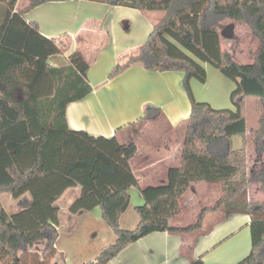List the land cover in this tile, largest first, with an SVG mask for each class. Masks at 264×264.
<instances>
[{
    "label": "trees",
    "instance_id": "trees-1",
    "mask_svg": "<svg viewBox=\"0 0 264 264\" xmlns=\"http://www.w3.org/2000/svg\"><path fill=\"white\" fill-rule=\"evenodd\" d=\"M2 1L9 8L0 24V195L10 193L20 210L10 214L0 200V264H51L61 225L56 201L70 187H81L70 212L99 206L117 236L85 264H108L128 244L176 230L171 219L181 212V197L193 182L205 180L221 181L224 188V197L205 211L223 206L228 217L251 218V251L235 264H264V201L248 199L252 182L264 191V163L248 173L245 140L247 97L259 96L264 107V0H97L166 11L126 66L141 61L153 71L183 72L192 106L181 165L169 168L166 184L141 188L144 204L136 207L140 219L134 229L122 228L120 217L130 206V188L140 187L130 164L135 142L122 144L116 135L69 127L68 103L92 91L89 64L80 52L71 54L67 64H51L50 56L60 53L55 42L15 10L17 0ZM41 2L33 0L32 6ZM226 18L246 22L259 39L253 62L239 63L223 47L219 25ZM205 63L236 81L230 96L236 110L196 99L191 80L206 82ZM234 136L243 137L242 147L233 146ZM254 146L262 157L264 111ZM38 243L45 245L43 255L34 248Z\"/></svg>",
    "mask_w": 264,
    "mask_h": 264
},
{
    "label": "crops",
    "instance_id": "crops-1",
    "mask_svg": "<svg viewBox=\"0 0 264 264\" xmlns=\"http://www.w3.org/2000/svg\"><path fill=\"white\" fill-rule=\"evenodd\" d=\"M32 1L17 0L15 10L22 12L29 24L53 40L60 49L59 54L50 56V63L64 65L71 54L80 52L90 66L88 82L92 91L84 98L68 103L66 117L69 127L86 130L96 136L116 135L122 144L135 142L137 146L130 164L140 187L134 186L129 190L131 203L120 217L123 227L124 220L129 221L132 217L128 211L133 197L139 202L135 204V209L144 202L141 188L166 184L169 168L178 167L182 162L192 108L183 86L184 73L153 71L141 61L126 66L132 57L140 54L143 44L154 26L165 17L166 11L140 10L97 0H41L43 2L34 6ZM0 4H5V1L0 0ZM229 26L233 27V35L225 36L223 31ZM219 28L223 47L237 61L241 60L236 57L235 51H259L260 41L246 22L226 18L220 22ZM238 30H242L243 34L236 41L234 37ZM117 67L125 68L110 78ZM217 77L220 83H224V94L226 91L229 93L232 89L230 83ZM191 83L196 92L194 78ZM220 95L219 88L207 98L197 97L195 93L197 100H209L214 108L223 105L218 104L225 100L222 101ZM251 100L257 101L258 111L250 128L247 104ZM231 109L236 110L234 105ZM263 111L259 96L247 97L245 140L248 173L264 163V154L259 157L254 146V135ZM78 187L80 190L76 192V197L81 193V187ZM68 189L56 201L60 214L64 205L60 202ZM223 197L221 181L193 182L180 199L181 212L171 219V225L176 230L150 233L128 244L108 264H190L197 259L205 264H235L241 261L252 247L251 218L246 214L228 217L223 206L205 211L215 207ZM248 199L251 202L264 201V191L259 182L248 186ZM66 216L73 218L75 224L83 218L85 223L94 227L104 220L99 206L89 211L66 212ZM60 219L55 255L63 252L60 249L61 215ZM135 222L138 224V219ZM198 223L193 229L181 230Z\"/></svg>",
    "mask_w": 264,
    "mask_h": 264
},
{
    "label": "rangeland",
    "instance_id": "rangeland-1",
    "mask_svg": "<svg viewBox=\"0 0 264 264\" xmlns=\"http://www.w3.org/2000/svg\"><path fill=\"white\" fill-rule=\"evenodd\" d=\"M9 6L5 4H0V24L3 21V17L6 15L5 12H7ZM225 25H223L224 27ZM243 34L242 30H238V32L235 35V39H239L240 35ZM149 38V37H148ZM148 40V39H147ZM146 40V41H147ZM145 41V43H146ZM145 43L143 45H145ZM257 51H235L236 57L239 58L241 61H237L239 63H248L251 62L250 60L255 59V54ZM65 63V62H64ZM68 63V62H67ZM65 63V64H67ZM206 69L209 67V77L207 73V80L206 82H201L194 78V83L197 84L196 92H193L194 94H197V97L207 98L209 96L214 95V90L216 88H219L221 91L220 98L224 102H220L218 104H223L221 107L218 108H231L233 106L231 102V92L236 88V81L232 78L226 76L224 73H222L219 69L214 67L213 65L209 63L204 64ZM124 67H120L115 72L113 71L110 75V78H114L118 74H120L123 71ZM217 76H220L224 78L226 81L230 83L231 91L224 94L223 92V85L224 83L219 82V78ZM193 84L191 83V86ZM109 89L108 87H105ZM196 97V96H195ZM200 101H206L209 102V100L206 99H200ZM211 104V103H210ZM228 104V105H225ZM249 127H252V120L254 121L255 115L258 111L257 101L254 102V100L250 101L249 104ZM217 108V107H216ZM248 121V120H247ZM242 137L241 136H234L233 137V146L240 147L242 146ZM80 188L78 186L70 187L67 192L64 194L62 198V202L60 204L63 205V209L61 212L62 217V227H61V242H60V249H62L63 252H59L57 255H55L52 260L50 261L52 264H85L90 261H95L97 256L100 254V250L104 245H109L112 242H115L117 236L113 229L105 222V220H101V225L90 226L88 223H85L83 218H81L76 224L75 220L73 218H68L66 216V212H70L69 207L71 204L77 199L76 192H78ZM0 200L2 203V206L6 209V211L10 214H13L17 212L20 207L17 204V199L11 196L10 193L4 192L0 195ZM139 204L138 201H136V198L133 197L132 200V206L130 210L128 211V215H132L129 221L124 220V225L122 228L126 229H134L137 226V223L135 222L136 219L139 221V214L137 213L136 209L134 208L136 205ZM144 204V202L142 203ZM65 206V207H64ZM134 218V219H133ZM98 224V223H97ZM108 229V230H107ZM109 231V232H108ZM44 247L45 245L43 243H38L34 248L39 251L40 255L44 253Z\"/></svg>",
    "mask_w": 264,
    "mask_h": 264
},
{
    "label": "water",
    "instance_id": "water-1",
    "mask_svg": "<svg viewBox=\"0 0 264 264\" xmlns=\"http://www.w3.org/2000/svg\"><path fill=\"white\" fill-rule=\"evenodd\" d=\"M223 34H224L225 36H232V35H233V27H232V26L227 27V28L223 31Z\"/></svg>",
    "mask_w": 264,
    "mask_h": 264
}]
</instances>
